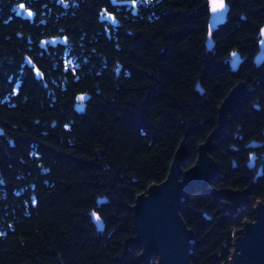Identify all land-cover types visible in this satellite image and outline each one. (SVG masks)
I'll return each mask as SVG.
<instances>
[{
	"label": "trees",
	"instance_id": "trees-1",
	"mask_svg": "<svg viewBox=\"0 0 264 264\" xmlns=\"http://www.w3.org/2000/svg\"><path fill=\"white\" fill-rule=\"evenodd\" d=\"M21 1L34 7L0 0V264H144L139 248L125 250L136 195L165 179L182 140L185 168L194 163L221 101L243 81L213 138L218 172L209 188H248L250 203L228 211L226 199L193 186L180 209L195 237L192 264H228L233 232L264 201V67L252 64L264 0H226L210 51L209 0H141L108 35H82L76 66L55 59L46 87L24 61L34 62L39 39L34 20L15 13ZM233 53L244 58L237 71ZM80 94L89 98L77 112ZM250 142L262 143L253 166Z\"/></svg>",
	"mask_w": 264,
	"mask_h": 264
},
{
	"label": "water",
	"instance_id": "water-1",
	"mask_svg": "<svg viewBox=\"0 0 264 264\" xmlns=\"http://www.w3.org/2000/svg\"><path fill=\"white\" fill-rule=\"evenodd\" d=\"M219 3V0H216ZM225 7L213 11V0L208 3V22L205 47L212 50V33L214 28L223 24L227 18L230 6L223 0ZM28 13H31L29 16ZM135 14V11H132ZM18 15V11L16 12ZM33 12L26 10L21 17L32 19ZM54 44L57 39H50ZM25 64L32 67L36 78L42 76L34 62L25 56ZM264 61V25L258 31V51L252 59L257 68ZM242 58L237 53L231 55L229 66L232 71H237ZM244 82L236 83L221 101L218 107V125L197 147L194 163L185 168L187 146L184 140L176 148L167 175L160 183H152L136 195L130 207L134 223L135 235L125 245H133L140 249L139 259L144 264H149L156 258L154 264H192V247L194 233L186 225L181 216L180 209L188 201L189 190L193 186L200 187L203 191L214 193L227 200L226 210H238L242 205L250 203L249 189L244 190L227 188L213 190L209 188L211 180L218 172V164L211 153L214 151L213 138L221 133L227 122L228 114L237 104L245 90ZM85 99L81 100L80 98ZM89 95H77L74 110L77 112L85 108ZM259 143L250 142L246 148H255ZM254 154L249 156V164L253 166ZM96 213L91 214V221L96 229L103 231L102 219ZM233 248L230 252L228 264H264V201H258L253 206V217L242 222L239 229L233 232ZM226 264V263H222Z\"/></svg>",
	"mask_w": 264,
	"mask_h": 264
},
{
	"label": "flooded vegetation",
	"instance_id": "flooded-vegetation-1",
	"mask_svg": "<svg viewBox=\"0 0 264 264\" xmlns=\"http://www.w3.org/2000/svg\"><path fill=\"white\" fill-rule=\"evenodd\" d=\"M140 2L141 0H34L33 8L23 1L18 3L15 7L17 16H21L26 10L33 12L32 19H23L32 22L34 20V40L39 39L34 42V65L42 76L34 77L41 80L43 87H46L43 80L55 59H58L65 69L76 66L79 58L75 53L79 45L81 46L82 35L88 34L91 38L95 34L108 35L117 26L118 17L133 10L136 13ZM50 39L57 41L52 44ZM74 41L76 46L72 45ZM84 52V48H81L80 57ZM243 62L244 58L240 65ZM260 67H264V61L257 68ZM260 74L263 75L264 70H261ZM255 107L259 109V106ZM258 143L260 145L255 148H247L250 150L249 156L253 153V157H257L258 149L262 146V143Z\"/></svg>",
	"mask_w": 264,
	"mask_h": 264
},
{
	"label": "snow or ice",
	"instance_id": "snow-or-ice-1",
	"mask_svg": "<svg viewBox=\"0 0 264 264\" xmlns=\"http://www.w3.org/2000/svg\"><path fill=\"white\" fill-rule=\"evenodd\" d=\"M21 8H23V5L20 6ZM225 7L223 0H219V3H216V0H213V11H217L219 9H223ZM28 15L30 16L31 13H28ZM81 100L85 99L84 97L80 98ZM97 220H99V217H97Z\"/></svg>",
	"mask_w": 264,
	"mask_h": 264
}]
</instances>
